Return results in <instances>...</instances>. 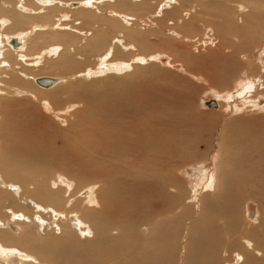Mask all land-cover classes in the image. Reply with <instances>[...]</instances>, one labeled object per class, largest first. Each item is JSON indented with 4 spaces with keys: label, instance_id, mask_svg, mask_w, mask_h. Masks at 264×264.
<instances>
[{
    "label": "rangeland",
    "instance_id": "374dc122",
    "mask_svg": "<svg viewBox=\"0 0 264 264\" xmlns=\"http://www.w3.org/2000/svg\"><path fill=\"white\" fill-rule=\"evenodd\" d=\"M73 1L62 0L68 5L61 4L48 26L71 24L68 15H79L80 9ZM257 2L262 12L255 10ZM177 6L182 7L178 18L171 12ZM3 7L0 19L16 21L38 42L43 20L15 17L19 10L8 0L0 2ZM94 12L100 35L109 37L105 50L93 40L97 48L88 58L65 55L38 67L30 60L21 76L17 70L0 71L5 88L0 91V179L11 187L6 198V187L0 190V218L12 216L18 197L22 215L33 225L25 223L29 226L18 234L0 229L3 239L12 231L19 242L8 240L14 242L10 246H34L30 252L45 264H185L186 259L210 264L217 255L246 264L235 240L240 235L243 245L263 248L256 259L264 264V85L259 81L264 32L244 25L253 20L251 27L264 26V0H116ZM110 21L112 29L100 26ZM179 30L184 35H175ZM44 41L56 43L52 37L39 41L34 55L47 48ZM107 48L113 56L104 67L96 57ZM40 76L63 80L45 90L35 81ZM251 86L260 98H253ZM14 167L21 174L18 183L10 177ZM219 177L226 189L216 194ZM57 179L63 180L60 185ZM69 194L70 204L60 210L79 217L76 227L36 205L38 200L56 207ZM215 199L229 204V211L211 208ZM201 215L204 225L196 222ZM229 215L235 231L228 226ZM191 228L197 235L190 240Z\"/></svg>",
    "mask_w": 264,
    "mask_h": 264
},
{
    "label": "bare ground",
    "instance_id": "6f19581e",
    "mask_svg": "<svg viewBox=\"0 0 264 264\" xmlns=\"http://www.w3.org/2000/svg\"><path fill=\"white\" fill-rule=\"evenodd\" d=\"M5 0H1L0 2H4ZM9 2H12V3H14V6H15V8H17L18 10H19V12L16 14V16L15 17H22V18H28L29 20H31V23H32V21H33V18H40L41 20H43V25L41 26L40 25V27H38L39 28V30H37L36 31V33H38V36H42V37H39L38 38V42L39 41H42L43 39H47L48 37H52L53 38V40H55V44H51V45H49L46 41H44V43H47V48L46 49H44V50H42L43 52L42 53H39L38 55H34L33 53H32V49L34 48V47H36L39 43L38 42H36L35 41V39H33V36H35V34H32V35H30V36H27V33H28V29L27 28H24V27H16L15 26V23H16V21L15 22H11V21H7V20H5V19H0V71H2L3 69L2 68H7V69H9L10 71L12 70V72L15 70H17L16 72H17V74H19L20 76L21 75H23L24 73H23V71H24V69H23V66H25V64L27 63V62H31L30 60H33L32 61V63H33V65L35 66V67H38V66H40V65H42V64H44L45 63V60H51L50 58H52V60L54 59V58H56V59H60L61 57H63V56H65V55H68V57H70V59L69 60H73L75 57L77 58V57H79L80 56V54H82V55H84V57L85 58H88L89 56H91V54L96 50V46L95 45H93V44H91L90 42L91 41H96V45H103L104 46V50L106 49V47H107V45H108V43H109V37L108 38H103L101 35H100V32H101V30H102V28H98V26L96 25V24H98L99 23V19L96 17V15H95V12H94V9L97 7L98 8V11H100V10H102V8L103 7H105L107 4H109L110 5V3H114L115 4V2H116V0H75V1H73L71 4L73 5V6H79L80 7V9H78V10H76V11H78L79 13V15H77L76 14V12L75 11H72V13L71 14H69L68 15V17L67 18H69V19H66L67 21H71L72 20V23L70 24V23H57V24H53V25H50V26H48L49 24H51V23H53V18H54V13H55V11H59V10H61V4H62V6L63 5H68V4H66V3H63L62 2V0H8ZM173 1V0H172ZM257 1V0H256ZM53 2V3H52ZM169 2H171V0H169ZM184 2V1H183ZM194 2V1H193ZM244 2V1H243ZM246 2V1H245ZM149 4V3H148ZM241 4V3H240ZM254 4V3H253ZM256 4H258V5H256V8H255V10L257 11H261L262 12V9H261V4L260 3H256ZM195 5V4H194ZM193 5V6H194ZM201 5V4H200ZM247 5H251L250 3H247ZM196 6V5H195ZM255 6V5H254ZM237 7V6H236ZM9 8V7H8ZM180 8V9H179ZM181 8L182 7H180V6H177V7H175L174 9H172V11L171 12H173L175 15H173V16H176V18H178L179 16H180V12L182 11L181 10ZM229 8V7H228ZM67 9V8H66ZM76 9V8H75ZM191 9V8H190ZM235 9V8H234ZM4 10H6V8H2L1 10H0V13H2ZM8 10V9H7ZM10 10V9H9ZM13 10V9H12ZM195 10V9H194ZM207 10V9H206ZM205 10V14H206V12L208 13V11H206ZM210 10V9H209ZM212 10H214V9H212ZM226 10H228V9H226ZM230 10H231V7H230ZM246 10V9H245ZM254 10V11H255ZM14 11V10H13ZM12 11V12H13ZM203 11V10H202ZM237 11V10H236ZM10 11H8L6 14H8ZM198 12V14H199V12L200 11H197ZM228 12H229V10H228ZM261 12H258V13H261ZM5 12H3V14H4ZM60 13V12H59ZM202 13V12H201ZM212 13H214V12H212ZM183 14H185L184 13V10H183ZM211 14V13H210ZM219 14V13H218ZM246 14V13H245ZM244 14V15H245ZM67 15V14H66ZM207 16H210L209 14H206ZM224 15V14H223ZM222 15V16H223ZM237 15V14H236ZM4 16V15H3ZM65 16V15H64ZM77 16H79V18L77 17ZM89 16H92V17H89ZM172 16V13H170V16H169V18ZM172 16V17H173ZM195 16H197V14L196 15H193V18H195ZM211 16H213L212 14H211ZM214 16H215V14H214ZM216 16H217V14H216ZM243 16V15H242ZM1 17V16H0ZM233 17V16H232ZM244 17V16H243ZM4 18V17H3ZM14 18V17H13ZM211 18V17H210ZM215 18V17H214ZM214 18H213V20H214ZM216 18H218V17H216ZM216 18H215V20H216ZM234 18H236L235 16H234ZM246 18V17H245ZM19 19V18H18ZM64 18H63V21L65 20ZM174 18H170V20L171 21H173L174 23L177 21H175V20H173ZM203 19V18H202ZM226 19V18H225ZM243 19V18H242ZM13 21V20H12ZM27 21V20H26ZM62 21V22H63ZM180 21V20H179ZM184 21V20H183ZM193 20L192 19H190V21H189V23H191ZM210 21H211V19H210ZM230 21V20H229ZM232 21V20H231ZM230 21V22H231ZM234 21V20H233ZM253 21V20H252ZM251 20L250 21H248L246 24H244L246 27L245 28H248V27H250V28H254L257 32H261V36H263V32H264V30H263V28H264V26L262 25V24H258V23H256V27L254 26V27H251L252 25V23L254 24V22H252ZM18 22H20V21H18ZM40 22V21H39ZM80 22V23H79ZM127 22V21H126ZM197 22H198V20H197ZM208 22H209V20H208ZM215 22V21H214ZM22 22H20V24H21ZM103 24H101L100 23V26H107L109 29H112L113 28V25H112V23H111V21H110V23H104V22H102ZM184 23V22H183ZM211 23H212V25H213V22L211 21ZM232 24H233V22H231ZM235 23V22H234ZM39 24V23H38ZM37 24V25H38ZM42 24V23H41ZM78 24H80V27L78 26ZM214 24H216V23H214ZM231 24V25H232ZM237 24V23H236ZM235 24V25H236ZM13 25L15 26V29H12L13 28ZM25 25H27V24H25ZM160 25V24H159ZM176 25V24H175ZM234 25V26H235ZM34 26H36V25H34ZM39 26V25H38ZM174 26V25H173ZM227 26V25H226ZM33 27V26H32ZM37 27V26H36ZM177 27V26H176ZM208 29H209V26L207 25L206 26ZM236 27H237V25H236ZM163 28V27H162ZM232 28H234V27H232ZM33 29V28H32ZM37 29V28H36ZM176 29V28H175ZM178 29V28H177ZM224 29H225V27H224ZM236 29V28H235ZM223 30V29H222ZM252 31H254V30H252ZM252 31H246L247 33H246V35H247V37H250V38H253V34H252ZM125 32H126V30H125ZM218 32V31H217ZM232 32H234V30L232 31ZM240 32V31H239ZM219 33V32H218ZM241 33H243V32H241ZM177 34V36L178 35H180V36H182V35H184V33L182 32V31H176L175 32V35ZM186 34V33H185ZM221 34V33H220ZM238 34V33H237ZM240 34V33H239ZM187 35V34H186ZM207 35V34H206ZM242 34H240V36H241ZM179 36V37H180ZM260 36V35H259ZM260 36V37H261ZM127 37V36H126ZM125 37V38H126ZM245 37V36H244ZM202 38V37H201ZM256 38V37H255ZM113 39L114 40H116L117 39V41H116V46L117 45H120L121 44V39L120 38H117V37H115V36H113ZM216 38L214 37V40H215ZM219 39H220V37H219ZM254 39V38H253ZM258 39V38H257ZM256 40V39H255ZM260 40V39H259ZM247 41V42H246ZM246 41L244 42V43H249V42H254L253 40H249V39H246ZM204 42V41H203ZM242 43V45H243V42H241ZM115 44V43H114ZM113 45V44H112ZM109 47H110V45H109ZM223 47V45L222 44H220L219 46H218V49H220V48H222ZM119 48H121V47H119ZM108 49V48H107ZM181 49H182V47H181ZM224 49H226L227 50V47H224ZM224 49H222V50H224ZM117 51H121V49H118ZM178 53V52H177ZM176 53V54H177ZM93 55V54H92ZM153 55V54H152ZM35 56H37L36 58H34ZM99 56V57H98ZM97 57H96V59H98L99 58V60H100V65H103L104 67H105V65H107V63L111 60V57L113 56V54H112V52H111V50H110V48L107 50V53L106 54H104V55H98ZM146 56H150V55H146ZM58 57V58H57ZM151 57V56H150ZM153 58L155 57V55H153L152 56ZM171 57V56H170ZM46 58V59H45ZM104 58V59H103ZM114 58H116V56L114 55ZM17 59V60H16ZM143 59L144 60H146L144 57H143ZM165 59V58H164ZM163 59V60H164ZM13 60L15 61H18L19 62V64L22 66V68L21 69H19V68H17V65L16 64H14L13 63ZM138 60H142V59H140V58H138ZM168 61V60H167ZM49 62V61H48ZM171 62V61H170ZM261 63H260V66H259V68H261V70H260V72H261V78L259 77V81H260V85H264V57H263V61H260ZM31 63V64H32ZM117 63V62H116ZM30 64V63H29ZM111 64V63H110ZM110 64H108V65H110ZM124 64H126V63H124ZM99 65V64H98ZM115 65V64H114ZM127 65V64H126ZM97 67V66H96ZM119 67V66H118ZM123 67H125V65H123ZM25 68V67H24ZM2 69V70H1ZM25 69H27V68H25ZM92 70H93V68H92ZM98 70V69H97ZM100 70H102V69H100ZM120 70V69H119ZM26 71V70H25ZM94 71V70H93ZM95 72V71H94ZM97 72V71H96ZM5 73V72H4ZM13 73H15V72H13ZM93 73V72H92ZM87 74V73H86ZM89 74V73H88ZM26 76H27V74H26ZM2 77V76H1ZM0 77V78H1ZM47 78V79H49L50 80V83H49V85H47V81L46 82H42L43 84H40L39 83V86L42 88H45V90H47V88H51V87H53V86H55L57 83H59L60 81H62L63 80V78H58V77H56V76H40V77H37L36 79H35V81L37 82V80L38 79H40V78ZM25 79H28V78H25ZM202 81H206V79L205 78H200ZM1 82H0V91H2L3 89H5V88H3L2 89V86H1ZM5 84V83H4ZM8 85V84H7ZM6 85V86H7ZM12 86V85H11ZM27 87V86H26ZM263 87V86H262ZM12 88H14V87H12ZM17 88V87H16ZM16 90V89H15ZM245 90H247L248 91V89L246 88ZM250 90L252 91V92H254V93H252L253 94V98H260V94H259V91H257L256 90V86H251V88H250ZM14 91V90H13ZM24 92H27V90L25 89L24 91H22L21 93H24ZM243 92V91H242ZM20 93V92H19ZM246 93H248V92H246ZM246 93H243V94H245L246 95ZM250 96V95H249ZM219 99V98H218ZM226 99V98H225ZM221 100V99H220ZM216 101H217V99H216ZM219 101H217V103H218ZM261 103V102H260ZM1 104V103H0ZM2 105V104H1ZM218 107H219V103H218ZM3 108V107H2ZM161 148H162V146H161ZM157 149V148H156ZM158 149H160V148H158ZM189 158V157H188ZM4 159V158H3ZM184 159V158H183ZM190 160V159H189ZM8 161V160H7ZM220 168H221V166H220ZM230 171V170H229ZM228 171V172H229ZM223 172V171H222ZM226 173H227V171H226ZM230 173V172H229ZM219 174V173H218ZM225 175V174H224ZM230 175V174H229ZM4 176V175H3ZM226 176V175H225ZM1 177H2V175H1ZM10 177L11 178H13V179H15L16 180V182H17V180H19L20 179V177H21V174H20V172L18 173V174H16V168L14 167V168H11V173H10ZM43 177V176H42ZM218 177V176H217ZM221 177H223V176H221ZM227 177H229V176H227ZM6 178V177H5ZM213 178V177H212ZM7 179V178H6ZM45 179H46V177H45ZM223 179V178H222ZM5 180V179H4ZM43 180V179H42ZM59 180H62V179H57V180H55V181H57V183L60 185L61 184V182L59 181ZM204 180V179H203ZM211 180V179H210ZM215 180V179H214ZM217 180H219L218 181V184H216V186H217V191L215 190V192H216V194L218 193V192H220V191H222V190H224V188L226 189V187H223V189H222V186L220 185V177H219V179H217ZM27 181V180H26ZM44 181V180H43ZM63 181V180H62ZM212 181V180H211ZM225 181V180H224ZM231 182H232V180H230ZM14 182V181H13ZM29 183H30V181H28ZM202 182V181H201ZM200 182V183H201ZM221 182H222V180H221ZM228 182H229V180H228ZM18 183V182H17ZM41 183V182H40ZM44 183V182H43ZM20 185H21V183H20ZM19 184H17V185H15V187L16 186H20ZM52 185V184H51ZM196 185V184H195ZM229 185H230V183H229ZM233 185V184H232ZM231 185V186H232ZM23 186V185H22ZM25 186H29V185H25ZM37 186V185H36ZM53 186H56V183L55 184H53ZM6 187V189L5 190H2V191H5L6 193H3L4 194V198H6V196L8 195L7 193H9L10 191L7 189V188H11L10 187V182H8L7 180H6V182L5 181H3V180H1L0 179V190L1 189H3V188H5ZM34 187H35V185H34ZM194 187V186H193ZM221 187V188H220ZM56 188V187H55ZM54 187H53V189H55ZM22 189V188H21ZM62 189V188H61ZM75 189H77V188H75ZM23 190V189H22ZM34 191H35V188L33 189ZM56 190V189H55ZM55 190H53V191H55ZM59 190H60V188H59ZM77 191V190H76ZM94 191V190H93ZM92 191V192H93ZM252 192H250V193H254L255 194V191H253V190H251ZM23 192H24V195H23V197H25L26 199H28V201H30V203H31V201L33 200V199H31L32 197L31 196H29L27 193H25V190H23ZM224 192H225V190H224ZM14 193L16 194L17 192L16 191H14ZM19 193V192H18ZM43 193V192H42ZM208 193V192H207ZM2 194V193H1ZM11 194L12 193H10V196H11ZM48 194V193H47ZM50 194V193H49ZM93 194V193H92ZM226 194V193H225ZM205 194H203V196H204ZM226 195H228V194H226ZM253 195V194H252ZM9 196V195H8ZM68 196V197H67ZM66 196V202H65V204L64 203H62L63 202V199L64 198H59L58 199V197H57V202H56V204L58 205V206H54V207H52V205L53 204H48V202H47V204H45V203H40V202H38V200H35L36 201V205H40L42 208H44V210H46V211H50L51 212V215H54V214H58V216H60L59 217V220H64V221H66V222H69V226H75L76 227V224L77 223H80V220H79V217L76 215L75 216V214L74 213H72V214H70L69 212H71V211H69V212H64L63 210H60V208H61V205L63 204L64 206L66 205L67 206V204L69 205L70 204V199H71V197H73L71 194H69V195H67ZM92 196V195H91ZM256 196V195H255ZM1 197V196H0ZM31 197V198H30ZM42 197H44V196H42ZM48 197V196H47ZM214 198V197H213ZM217 198V197H216ZM2 199V198H1ZM18 197H17V199H14L13 198V202H12V204H14L15 205V209L14 208H10L12 211H9V212H11L12 214V216L10 217V215L9 216H2V218H0V229L1 230H4L5 232L8 230V229H11V230H13V232L15 231L16 232V234H18L19 232L20 233H24V232H21L26 226H29V225H31V224H29L28 223V220H27V217H25V216H23L22 215V212L20 211V203H19V201H18ZM44 199V198H43ZM42 199V200H43ZM50 199H53V198H50ZM77 199V198H76ZM75 199V200H76ZM83 199V198H82ZM81 199V200H82ZM203 199V198H202ZM219 199V198H218ZM221 199V198H220ZM7 200L11 203V201H10V198H7ZM12 200V199H11ZM41 200V199H40ZM46 200H49V199H46ZM56 200V199H55ZM54 200V201H55ZM91 200H92V198H91ZM222 200V199H221ZM51 201V200H50ZM83 201V200H82ZM90 201V200H89ZM211 201H213V200H211ZM1 202V201H0ZM52 202H53V200H52ZM86 202V201H85ZM221 202H222V204H223V202L224 201H219V200H214L212 203H211V208H222V210L224 211V212H227V211H229V204H221ZM87 203H89L88 201H87ZM91 203H92V201H91ZM32 205L34 204V203H31ZM54 204H55V202H54ZM1 206V205H0ZM6 206V205H5ZM10 207V206H9ZM234 207V206H233ZM8 208V207H7ZM37 208V207H36ZM39 208V207H38ZM67 208V207H66ZM86 208H88V209H92V207H90V206H88V207H86ZM9 209V210H10ZM40 210H42L41 208H40ZM65 210V209H64ZM232 210V209H231ZM233 210H234V208H233ZM48 211V212H49ZM66 211V210H65ZM8 212V213H9ZM42 213H43V211H41ZM231 212V211H230ZM24 213H26V212H24ZM201 213V212H200ZM37 214V213H36ZM36 214H35V216H36ZM43 214H45V213H43ZM73 214H74V216H73ZM202 214V213H201ZM6 215H7V213H6ZM28 215V214H27ZM46 215V214H45ZM50 215V214H49ZM78 215H82V213L80 212V213H78ZM29 216V215H28ZM34 216V217H35ZM48 216V215H47ZM3 217H5V218H3ZM33 217V218H34ZM50 217H52V216H50ZM203 215H201L200 216V218H199V216H198V219H199V221H196L197 223L199 222L200 224L199 225H204V223H202V219H203ZM29 219V218H28ZM31 219V218H30ZM44 220V219H43ZM53 220H54V218H53ZM33 221V220H32ZM92 221V220H91ZM228 221H229V224H228V226H229V228H230V230L231 231H235L236 229V226H237V224L235 223V221H234V219L232 218L231 219V216L229 215V218H228ZM25 223H28L29 225H25ZM52 223V222H51ZM59 224V223H58ZM207 224V223H206ZM209 224V223H208ZM207 224V225H208ZM176 225V224H175ZM211 225V224H210ZM31 226H33V225H31ZM29 228V227H28ZM192 229L193 228H191L190 229V240L192 239V238H194V237H196V233H195V231H194V229H193V231H192ZM241 229V228H240ZM27 231V230H26ZM11 232L12 231H10L9 230V233H8V235H11L10 237H9V239L8 240H15V237L13 236L14 234H11ZM235 233H237V232H235ZM239 233V232H238ZM4 233H0V264H43L44 262V260H42L40 263L38 262V260H41V259H39L37 256H36V254H35V252L34 251H32V252H30L31 251V248H32V250L34 249V246H28V247H25V246H17V244L15 243V246H10V244L13 242H11L10 244L8 243L9 241L6 239V240H4L3 239V237L1 236V235H3ZM26 234V233H25ZM24 234V235H25ZM34 234V233H33ZM193 234H196L195 236L193 235ZM234 234V233H233ZM20 235V234H19ZM37 235V234H36ZM20 237H22V235L20 236ZM16 240H18V242H19V238L18 239H16ZM14 241V242H17V241ZM189 240V241H190ZM235 240L237 241V244L238 243H240V247L242 248V253L243 254H240V255H242V257H245L244 258V260L246 259V261H248V262H246V264H260L259 262H258V260L256 259V257H257V255H256V251H263L262 249V247H258V246H251L252 244H250V242H247L246 244H244L243 245V243H242V237L240 236V235H237L236 236V238H235ZM8 241V242H7ZM26 241V240H25ZM245 241V240H244ZM13 242V243H14ZM192 242L193 241H191L190 243V245H192ZM165 243V242H164ZM27 244H28V241H27ZM166 244V243H165ZM168 244V243H167ZM236 244V243H235ZM250 246V247H249ZM176 247V246H175ZM166 248H168V247H165L164 248V250H166ZM170 248H172V246L170 247ZM190 248V247H189ZM230 248H231V250H236V249H238L237 248V246H230ZM226 249V248H225ZM125 250V249H124ZM137 250V249H136ZM169 250V249H168ZM171 250H173V248L171 249ZM25 251H29V252H25ZM41 251V250H40ZM121 251V250H120ZM192 251V250H191ZM106 252V251H105ZM115 252H116V249H115ZM190 252V251H189ZM228 252V251H227ZM226 252V253H227ZM230 252V251H229ZM234 252V251H233ZM159 252H157V254H158ZM105 254V253H104ZM104 254H102V255H104ZM39 255H41V254H39ZM45 255V254H44ZM147 255V254H146ZM222 255V254H221ZM229 256H230V254H228ZM232 257H233V255H231ZM145 257V256H144ZM150 257V256H149ZM167 257V256H166ZM169 257V256H168ZM224 257V256H223ZM164 258V260H166L165 259V257H163ZM170 258V257H169ZM200 259H202L201 257H199ZM227 258V257H226ZM234 258V257H233ZM240 258V257H239ZM260 258H264V253H262V255H261V257ZM193 259V258H192ZM191 259V261H193ZM229 258H227V259H225V258H223L222 259V257L221 256H216L215 258H213V259H211L210 261V264H238V261L237 260H239V259H237L236 261H235V259L231 262V260H228ZM46 260V259H45ZM48 260V259H47ZM104 260V259H103ZM241 260H242V258H241ZM186 261V263L185 264H190L189 262H190V259H186L185 260ZM46 262H48V261H46ZM102 262V261H101ZM140 262V261H139ZM161 262H163V261H161ZM234 262H236V263H234ZM191 263H193V262H191ZM45 264V263H44ZM58 264H65V262H60V263H58ZM139 264V263H138ZM148 264V263H147ZM151 264V263H150ZM194 264H203V262L202 261H200V260H198V259H196V261H195V263ZM242 264V263H241Z\"/></svg>",
    "mask_w": 264,
    "mask_h": 264
},
{
    "label": "water",
    "instance_id": "95a60500",
    "mask_svg": "<svg viewBox=\"0 0 264 264\" xmlns=\"http://www.w3.org/2000/svg\"><path fill=\"white\" fill-rule=\"evenodd\" d=\"M43 81H44V82L47 81V82H48L47 85H49V83H50V80L47 79V78H44V77H43V78H40V79L37 80V82L40 83V84H43V83H42Z\"/></svg>",
    "mask_w": 264,
    "mask_h": 264
}]
</instances>
